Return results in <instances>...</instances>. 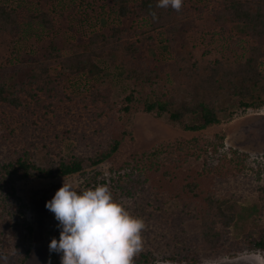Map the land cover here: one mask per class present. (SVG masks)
I'll return each mask as SVG.
<instances>
[{"label": "trees", "instance_id": "obj_1", "mask_svg": "<svg viewBox=\"0 0 264 264\" xmlns=\"http://www.w3.org/2000/svg\"><path fill=\"white\" fill-rule=\"evenodd\" d=\"M111 1L120 20L143 17L151 30L166 29V51L176 45L175 33L184 31L175 20L179 12L157 8V0ZM204 3L214 25L231 27L246 43L241 51L240 40L233 41L231 50L240 48L235 59L213 56L210 48L200 58L181 46L166 72L162 65L152 67L139 60L143 39L134 40L137 33L119 24L109 33L94 31L78 41L72 53L52 47L48 58L55 62L32 58L21 66L0 68V257H7L0 258V264H26L32 253L33 229L25 219L16 180L68 177L104 164L128 135L111 113L124 118L135 106H143L185 131L201 132L264 108V0ZM0 28L27 39L38 30H53L54 20L43 10L26 21L15 8L1 3ZM107 62L126 81L146 85L151 94L143 100L132 90L114 109L110 87L91 85L88 95L78 96L62 88L69 79L110 76ZM167 74L172 86L177 82L175 88H185L183 100L175 97V88L161 86ZM207 145L195 139L174 154L171 148L156 150L148 162L125 164L109 178L94 173L80 189L107 185L117 201L144 220L142 249L134 264H201L223 253L264 252V156L251 159L232 150L234 157L229 159L220 148ZM200 161L198 170L194 166ZM58 225L57 221L51 240L60 237ZM48 259L49 264H61L55 252H49Z\"/></svg>", "mask_w": 264, "mask_h": 264}, {"label": "rangeland", "instance_id": "obj_2", "mask_svg": "<svg viewBox=\"0 0 264 264\" xmlns=\"http://www.w3.org/2000/svg\"><path fill=\"white\" fill-rule=\"evenodd\" d=\"M140 1L142 0H133L134 3ZM204 1L183 0L182 8L175 20L182 25L184 31L181 32L182 35L177 34L172 24L170 25L169 31L175 33L176 45L170 51H166L162 46L169 34L166 29L151 30L143 17L120 20L116 16L111 0H0V4L15 8V11L26 21L28 15H37L43 10L49 12L54 20L53 30L44 32L38 30L27 39L17 35L13 36L7 31L3 33L0 28V68L9 65L21 66L22 63L32 58H39L43 62H55L48 58L52 47L56 46L62 54L72 53L74 48L79 46L78 41L86 40L94 31L109 33L112 26L119 24L131 29L133 35L137 33L134 40L143 39L139 60H146L152 67L162 65L166 72L181 46H187L200 58H204L203 54L210 48L212 51L215 50L213 56H219L224 60L226 57L231 60L235 59L240 48L235 47L236 52L231 50L233 41L240 40L241 51L246 43H243L240 33L231 27L222 28L214 25L208 16L209 7ZM33 26L38 27L35 23ZM142 31L144 35L138 34ZM149 36L152 37L149 39ZM220 50H224L223 53L219 54ZM149 61H154V64ZM105 66L110 71L108 77L87 78L84 76L82 80L61 81V86L71 96H73L72 93L75 96L81 93L88 95V88L91 85L99 88L110 87L114 97L111 101V108L119 104V101L129 95L132 90H137L143 100L151 94V89L146 85L136 86L126 81L113 64L107 62ZM56 74L57 71L52 72V75ZM169 77L168 74L164 76L160 82L161 86L170 85L169 87L175 88L177 82H173L175 86H172ZM175 91V97L183 100L186 95L185 88L177 87ZM110 115L128 135L123 139L119 151L104 164L88 168L82 174L68 177L56 179L32 177L16 180L17 195L25 206V219L33 229L32 253L26 264H49V245L57 220L46 205L63 186L65 179L80 190L86 180L96 172L101 173V177L109 178L121 171L125 164L142 165L148 162L150 155L159 149L171 148L174 154L180 147L189 148L195 139L200 140L206 146L211 144L215 149L220 148L227 153L229 159L234 157L232 150L239 154H248L251 159L264 156V108L248 111L201 132L185 131L182 127L173 125L166 117L161 118L154 113H148L143 106L138 105L132 108L131 113L124 118L116 112ZM64 144L68 146V142ZM38 163L42 165L40 161ZM200 166L202 167L201 161L194 167L200 170ZM248 204L249 202L246 203ZM201 264H264V252L244 251L232 256L223 253L216 257L206 258Z\"/></svg>", "mask_w": 264, "mask_h": 264}, {"label": "clouds", "instance_id": "obj_3", "mask_svg": "<svg viewBox=\"0 0 264 264\" xmlns=\"http://www.w3.org/2000/svg\"><path fill=\"white\" fill-rule=\"evenodd\" d=\"M183 0H157V8L179 12ZM153 19H158L151 11ZM46 207L55 215L62 230L53 238L50 252L61 256V264H134L142 249V218L133 216L117 201L109 186L78 190L66 181ZM7 259V257H0Z\"/></svg>", "mask_w": 264, "mask_h": 264}]
</instances>
